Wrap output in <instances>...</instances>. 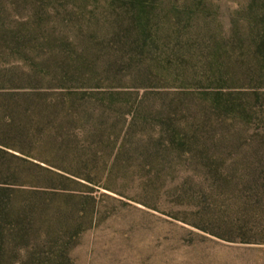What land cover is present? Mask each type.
I'll return each instance as SVG.
<instances>
[{"label": "rangeland", "instance_id": "1", "mask_svg": "<svg viewBox=\"0 0 264 264\" xmlns=\"http://www.w3.org/2000/svg\"><path fill=\"white\" fill-rule=\"evenodd\" d=\"M146 2L143 28L128 0H0V70L49 78L15 86L116 100V127L103 119L100 137H76L90 189L13 186L94 197L62 264H264V0ZM168 123L189 148L168 149ZM240 226L255 241L210 233L239 238Z\"/></svg>", "mask_w": 264, "mask_h": 264}, {"label": "trees", "instance_id": "2", "mask_svg": "<svg viewBox=\"0 0 264 264\" xmlns=\"http://www.w3.org/2000/svg\"><path fill=\"white\" fill-rule=\"evenodd\" d=\"M146 1L128 0L127 5L135 12L133 20L143 28L149 18L150 4ZM45 79L48 81L49 78L19 73L12 68L0 70V80L9 83L0 87V174L3 183L8 184L0 185V257L6 251L14 253L19 250L24 253L26 264H62L70 260L68 251L72 239L82 223H93L96 206L89 193L33 189L26 198L27 195L17 194L24 190L13 185L20 181L57 189H67L68 186L90 189L88 183L95 182L83 174L88 159L83 158L84 148L77 147L76 137H89L88 131L92 137H100L103 119L116 127L115 99L102 95L99 100L100 93H90L74 86L62 85L59 89L48 90L37 86L20 89L13 84L18 80L42 82ZM89 97L96 100L90 102ZM94 118L101 120L92 128L87 127L86 120ZM131 124L134 126L133 119ZM172 124L168 123V149L173 151L170 146H178L182 151L184 147L189 148V141L180 134L181 129ZM102 140L95 144L98 146ZM103 141L107 143L109 140ZM115 144L116 141L111 146L113 167L116 166ZM112 171L113 168L110 174ZM252 175L248 184V188H252L250 200L260 197L256 189L258 179H253L257 177ZM104 187L113 191L108 184ZM238 228L239 238L226 235L232 230L221 233L210 230V233L228 241H255L252 239L253 230L245 226Z\"/></svg>", "mask_w": 264, "mask_h": 264}]
</instances>
